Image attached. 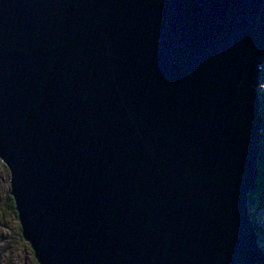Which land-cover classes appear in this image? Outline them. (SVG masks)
Returning a JSON list of instances; mask_svg holds the SVG:
<instances>
[{"label": "water", "instance_id": "1", "mask_svg": "<svg viewBox=\"0 0 264 264\" xmlns=\"http://www.w3.org/2000/svg\"><path fill=\"white\" fill-rule=\"evenodd\" d=\"M263 56L264 0H0V161L36 263L264 264Z\"/></svg>", "mask_w": 264, "mask_h": 264}, {"label": "rangeland", "instance_id": "2", "mask_svg": "<svg viewBox=\"0 0 264 264\" xmlns=\"http://www.w3.org/2000/svg\"><path fill=\"white\" fill-rule=\"evenodd\" d=\"M259 93L264 103V56ZM264 116V110H263ZM259 177V185L249 202V215L253 217L258 233L257 244L264 250V167ZM262 193V194H261ZM9 172L0 161V264H37L29 245L21 237V230L15 214L8 207Z\"/></svg>", "mask_w": 264, "mask_h": 264}, {"label": "trees", "instance_id": "3", "mask_svg": "<svg viewBox=\"0 0 264 264\" xmlns=\"http://www.w3.org/2000/svg\"><path fill=\"white\" fill-rule=\"evenodd\" d=\"M261 79L262 76H261ZM259 89V87H258ZM260 97L262 98L261 94L259 93ZM263 110H264V103H263V100H261V108H260V111L262 113V117H263V120H264V116H263ZM262 139L260 141V145H261V150H260V157H259V162H258V168L260 170V174H259V177L262 175L263 173V167H264V122H263V125H262ZM257 184L259 185V178L257 179ZM257 187V186H256ZM262 194V193H261ZM253 196V192H250L249 194V199ZM262 199H264V195L261 196ZM7 204H8V207L11 209V211L15 214L16 216V213L14 211V208H13V201H12V198L10 196H7ZM251 220L255 226V222L253 221V217L251 216Z\"/></svg>", "mask_w": 264, "mask_h": 264}, {"label": "bare ground", "instance_id": "4", "mask_svg": "<svg viewBox=\"0 0 264 264\" xmlns=\"http://www.w3.org/2000/svg\"><path fill=\"white\" fill-rule=\"evenodd\" d=\"M263 118V117H262ZM262 123H263V120H262ZM252 224H253V222H252ZM253 226H254V224H253ZM254 228H255V226H254ZM255 230H256V228H255ZM259 236V235H258Z\"/></svg>", "mask_w": 264, "mask_h": 264}]
</instances>
